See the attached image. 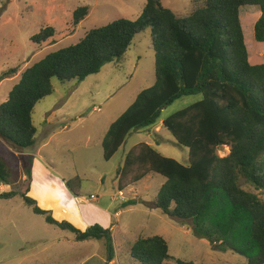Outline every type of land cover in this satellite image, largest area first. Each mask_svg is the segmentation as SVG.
Instances as JSON below:
<instances>
[{"label":"trees","instance_id":"16d2710c","mask_svg":"<svg viewBox=\"0 0 264 264\" xmlns=\"http://www.w3.org/2000/svg\"><path fill=\"white\" fill-rule=\"evenodd\" d=\"M243 6L259 7L252 28L263 49L253 53L264 57V0H192L185 15L162 0H146L136 19L119 18L92 28L75 44L26 68L0 103V139L17 150L32 147L37 135L34 109L53 93L52 79L83 80L99 73L105 63H124L135 35L150 27L155 82L110 124L102 140L103 158L110 160L132 132L156 128L161 121L175 143L188 149V164L146 142L137 143L117 169V189L122 192L152 174L164 177L154 207L176 220H190L193 234L244 256L246 264H264V199L240 184L242 178L255 190L264 189V62L249 61L241 14L239 18ZM87 14V6L77 7L73 25ZM53 35V27L46 26L31 40L40 43ZM191 95L200 98L160 120L165 107ZM223 146L229 153L220 156ZM12 170L0 156V184L10 185ZM65 184L79 196V176ZM17 194L11 189L1 192L0 198ZM20 195L34 213L70 231L76 240L104 239L112 259L110 229L95 223L82 230L37 206L27 190ZM130 253L142 264H164L172 258L167 241L159 235H139ZM176 264L196 263L176 259Z\"/></svg>","mask_w":264,"mask_h":264},{"label":"rangeland","instance_id":"374dc122","mask_svg":"<svg viewBox=\"0 0 264 264\" xmlns=\"http://www.w3.org/2000/svg\"><path fill=\"white\" fill-rule=\"evenodd\" d=\"M145 2L0 0V103L33 63L52 51L75 44L92 28L119 18L136 19ZM191 2L162 0L164 6L181 15L188 12ZM84 5L88 14L74 26L73 11ZM259 15L256 6H243L239 11L252 64L264 62L263 56L253 53L257 49L261 54L263 49L262 44H256L259 42L252 28ZM46 26L53 27L54 35L44 42H32V37ZM10 69L16 71L4 75ZM154 82V50L147 27L135 35L124 63H105L99 73L83 80L62 83L52 79L53 93L34 109L37 135L32 147L17 150L0 139V156L13 168L10 185L0 184V193L11 189L18 193L0 198V264H142L130 253L139 235H159L167 241L172 258L164 264H176V259L196 264H246L244 256L219 249L193 234L190 220H176L152 205L164 177L152 174L121 193L118 191L117 169L137 143H149L161 154L188 164V149L176 144L159 122L157 132L150 127L138 129L110 160L103 158L102 140L110 124L141 90ZM199 98L200 95H191L175 100L162 110L160 120ZM218 153L225 156L229 148L220 147ZM75 176L81 180L79 196L73 195L65 184ZM240 184L264 199V189L255 190L242 178ZM26 190L37 206L51 211L57 219H68L82 230L95 223L110 229L112 259L104 239L76 240L70 231L50 225L44 216L34 213L20 195ZM91 195L97 198L92 199ZM68 197L72 200L68 201ZM82 198L89 201L81 203ZM128 201L134 203L125 205Z\"/></svg>","mask_w":264,"mask_h":264},{"label":"crops","instance_id":"0c3cea01","mask_svg":"<svg viewBox=\"0 0 264 264\" xmlns=\"http://www.w3.org/2000/svg\"><path fill=\"white\" fill-rule=\"evenodd\" d=\"M160 123H161V122H160ZM158 124H159V123H158ZM158 127H159V126L157 125V127H156V128H154V130H155L154 132H157V130H158ZM148 144H149V143H148ZM150 145H151V144H150ZM149 176H151V175H149ZM147 177H148V176H147ZM147 177H146V178H147ZM146 178H144V179H146ZM80 198H81V197H80ZM67 199H68V201H69V200H72V199H71V198H69V197H68ZM82 199H84V198H82ZM88 201H89V199H87V201H86V202H82V201H80V202H81V203H87ZM69 205H70V204H69ZM67 220H68V219H67ZM72 223H73V222H72ZM73 224H74V223H73ZM80 229H81V228H80Z\"/></svg>","mask_w":264,"mask_h":264},{"label":"built area","instance_id":"2783aa9c","mask_svg":"<svg viewBox=\"0 0 264 264\" xmlns=\"http://www.w3.org/2000/svg\"><path fill=\"white\" fill-rule=\"evenodd\" d=\"M120 193H121V192H120ZM90 198H92V199H96L97 197L94 196V195H91ZM85 200H86V199H83L82 202H85ZM117 216H118V214H117Z\"/></svg>","mask_w":264,"mask_h":264},{"label":"bare ground","instance_id":"6f19581e","mask_svg":"<svg viewBox=\"0 0 264 264\" xmlns=\"http://www.w3.org/2000/svg\"><path fill=\"white\" fill-rule=\"evenodd\" d=\"M164 112H166V111H164ZM166 114V113H165ZM168 114V113H167Z\"/></svg>","mask_w":264,"mask_h":264}]
</instances>
